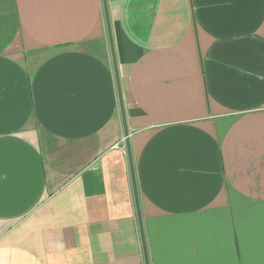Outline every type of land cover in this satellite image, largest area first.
<instances>
[{"label": "crops", "instance_id": "crops-1", "mask_svg": "<svg viewBox=\"0 0 264 264\" xmlns=\"http://www.w3.org/2000/svg\"><path fill=\"white\" fill-rule=\"evenodd\" d=\"M149 264H264V0H106ZM0 264H144L102 0H0Z\"/></svg>", "mask_w": 264, "mask_h": 264}, {"label": "water", "instance_id": "water-1", "mask_svg": "<svg viewBox=\"0 0 264 264\" xmlns=\"http://www.w3.org/2000/svg\"><path fill=\"white\" fill-rule=\"evenodd\" d=\"M102 7H103L107 38H108V43H109L110 55H111V63H112L120 117H121V122H122L124 144H125V150H126V155H127L129 174H130V179H131V186H132L133 199H134L135 211H136L138 228H139V235H140V240H141V247H142L143 258H144V264H149L148 257H147V251H146V245H145V239H144V233H143V227H142V221H141V213H140L139 198H138L136 181H135L133 159L131 155V149H130L129 138H128L129 133H128L127 124H126L121 83H120L119 74H118L117 61H116V56H115L113 37H112V31H111V25H110L109 13H108V7H107L106 0H102Z\"/></svg>", "mask_w": 264, "mask_h": 264}]
</instances>
